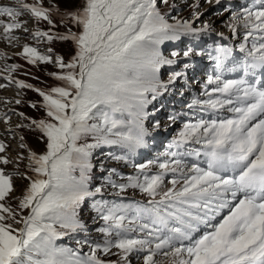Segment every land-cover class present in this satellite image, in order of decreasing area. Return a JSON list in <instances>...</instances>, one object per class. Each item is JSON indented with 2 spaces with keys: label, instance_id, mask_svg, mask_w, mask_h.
Listing matches in <instances>:
<instances>
[{
  "label": "snow or ice",
  "instance_id": "6c2138e0",
  "mask_svg": "<svg viewBox=\"0 0 264 264\" xmlns=\"http://www.w3.org/2000/svg\"><path fill=\"white\" fill-rule=\"evenodd\" d=\"M64 3L71 7L62 9L55 2L45 7L44 0L0 4V37L10 43L20 39L13 33L23 29L38 41L58 39L73 45L67 61L53 55L51 48L42 54L36 47L22 46L19 55L29 65L53 64L58 69L50 75L60 83L47 91L4 77L18 89L37 93L42 102L30 107L43 109L44 116L18 113L30 120L27 127L43 149H29L26 157L18 155L15 160L17 167L28 161L26 172L15 173L28 181L15 208L7 203L16 191L13 174L0 168V264H264V84L258 77L248 79L264 73V0L229 12L233 36L238 26L245 30L239 45L245 56L230 69L242 77L209 75L204 86L208 99L193 98L188 104L190 109L199 106L214 113L227 105L233 116L185 123L165 159L147 164L134 163L133 157L147 146L145 122L153 114L149 104L186 79L193 55L203 54L194 46L166 56L162 45L203 37L214 31L213 25L201 19L198 4L192 6L190 18L169 22L161 9L171 6L169 0ZM25 14L47 22L50 29L56 28L53 15L65 25L70 21L71 27L63 34L30 31L27 21L20 19ZM215 51L216 69L222 71L232 49L219 46ZM0 58L7 59L3 53ZM18 67L7 65L5 71ZM165 67L171 69L167 80L161 78ZM208 85H215L211 92ZM10 119L5 115V123ZM167 119L174 122L176 117ZM159 127L155 120L153 130ZM193 144L199 147H188ZM101 147L123 153L112 158L131 164L134 172L123 175L101 164L100 171L106 174L94 185L93 155ZM7 148L0 141V154ZM186 158H203L204 166L189 165ZM10 163L13 160L0 155V165ZM152 166L158 171L152 173ZM169 173L171 187H165ZM108 188L117 197L133 189L149 199L146 205L109 203ZM88 201L94 218L103 221L98 229L103 239H78V245L88 247L87 253L57 246L58 240L87 231L80 212ZM111 256L117 260L102 258Z\"/></svg>",
  "mask_w": 264,
  "mask_h": 264
},
{
  "label": "rangeland",
  "instance_id": "374dc122",
  "mask_svg": "<svg viewBox=\"0 0 264 264\" xmlns=\"http://www.w3.org/2000/svg\"><path fill=\"white\" fill-rule=\"evenodd\" d=\"M25 2L31 4L33 0H25ZM52 2L58 3L62 9L71 7L64 3V0H44V6L49 7ZM169 2L171 5L170 7L165 8L161 5V9L166 13L169 22H173L177 17L190 18L194 11L192 6L198 4L201 19L210 22L213 25L214 31L203 37H184L180 41L165 42V44L162 45V51L166 56L171 51L182 53L186 48L194 46L197 51H201L203 54L200 56L193 55L190 62L191 68L188 71L186 79L178 80L169 91L160 95L155 101L149 104V112L153 114L150 115L145 122V126L149 130L147 146L137 150L136 155L133 157L134 163L147 164L149 161H156L157 159L163 161L165 159L164 153L169 150V142L173 141V139L178 136V133L182 130L185 123H191V119L196 118V111L193 115V108L190 109L188 104L191 103L193 98L202 101L207 98V96L204 95V84H206L210 71L214 72L217 70L215 62L216 48L223 46L234 48L240 52L239 45L244 42L243 36L245 30L242 26H238L235 36H233L230 31L229 26L231 20L229 12L238 11L241 6L249 4L251 0H220L219 4H217L215 0H213L211 4L205 3V0H169ZM0 4L7 5L2 3V0H0ZM20 19L22 21H27L25 27L30 31L38 29L42 32L51 31L53 33L58 32L63 34L68 27H71L70 21L65 25L56 15L52 16L53 22L56 24L55 29H50V26L45 21L36 22L28 14L21 16ZM75 30L76 29L73 28V31ZM13 34L19 36L20 39L10 43L0 37V53H3L7 57V59L0 58V84L8 85L7 87H0V141L8 145L6 152L0 155H5L13 160V163L0 165V168L6 173L13 174L12 182L16 191L12 194V197L7 203L15 208L18 203L17 197L20 196L24 186L28 183V181L24 180L21 176L15 174L17 172H26L28 161H21L19 167H17L15 160L18 155L26 157L29 149L36 152H40L43 149V144L38 141L37 135L27 127V125L30 124V120H24L18 113H23L30 118H41L44 116V111L43 109L38 111L30 107L32 103L42 102V98H40L37 93L28 89H18L14 84H9V81L4 79V77L10 76L12 80H22L25 83L32 84L36 88L47 91L50 87L57 86L60 83L50 75V73L56 72L58 69L54 67L53 64L38 63L36 65H29L19 55L22 51V46L28 44L32 47H36L42 54H46L48 49L51 48L53 50V55H61L67 61L70 58L73 45L71 42H62L58 39H54L52 43H48L47 38L38 41L35 38H29V33H25L23 29L17 30ZM250 45L251 38L248 41V47H251ZM233 56L235 55L231 52V55L225 62L230 63ZM13 64L19 65V67L13 72L5 71L7 65ZM175 67L179 69L180 65L177 64ZM170 70L171 69L167 67L162 69L161 78L167 80V74ZM190 71H193V77L192 74L191 76L189 75ZM195 79L199 82L197 83ZM193 82L196 87L194 86L195 89L192 90L196 91L197 89L199 91L198 93H194L187 87L189 83ZM211 88L213 89V87ZM16 100H20L21 103L16 104ZM5 115L11 117L8 123H5ZM169 115L176 117L174 122L167 119ZM155 120L160 121V127L159 129L153 130L152 124ZM21 123H23L25 127H17V125ZM9 128L12 130L11 133L8 131ZM21 136L25 138L23 141L20 140ZM22 143L26 144L27 147L21 148L20 145ZM172 150H174V148ZM117 154L123 155V153H119L117 149L109 147H101L94 152L92 161L96 165V168L93 169L94 185L99 184L101 182L99 178L106 174L100 171L101 164L104 169L116 168L117 171L123 175L132 174L134 172L131 164L125 163L124 161H116L112 158ZM150 171L155 173L158 169L152 166ZM172 178V174L169 173L165 179V187H171L168 181ZM110 193H112L111 188L105 190V198L109 203L146 205L149 199L144 194L140 193L139 190L133 189H129L120 197L111 195ZM91 203V201L86 202L80 212V218L87 225V231L75 237L66 236L62 238L61 241H57L60 243L56 242L57 246L71 247L73 249L78 248L84 253H87L89 251L88 247L78 245V239L86 238L89 241H101L103 239V236L98 230L103 226V221L94 218L95 213L91 210ZM102 258L105 260L110 258L112 261L117 260L115 256ZM133 264H135V261Z\"/></svg>",
  "mask_w": 264,
  "mask_h": 264
},
{
  "label": "bare ground",
  "instance_id": "6f19581e",
  "mask_svg": "<svg viewBox=\"0 0 264 264\" xmlns=\"http://www.w3.org/2000/svg\"><path fill=\"white\" fill-rule=\"evenodd\" d=\"M2 3H5V4H7V5H14V1L13 0H2ZM8 49V48H7ZM7 51V50H6ZM7 53V52H6ZM189 85H191V87L190 88H192V87H194L195 86V84H194V82L193 83H190ZM196 87V86H195ZM193 91V90H192ZM191 162H193V163H196L197 161L195 160V161H191ZM198 164V163H197Z\"/></svg>",
  "mask_w": 264,
  "mask_h": 264
},
{
  "label": "trees",
  "instance_id": "16d2710c",
  "mask_svg": "<svg viewBox=\"0 0 264 264\" xmlns=\"http://www.w3.org/2000/svg\"><path fill=\"white\" fill-rule=\"evenodd\" d=\"M61 245V244H60Z\"/></svg>",
  "mask_w": 264,
  "mask_h": 264
}]
</instances>
